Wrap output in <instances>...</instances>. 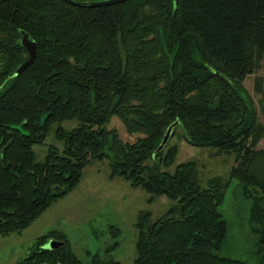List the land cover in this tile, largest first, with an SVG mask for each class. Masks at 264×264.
<instances>
[{"label":"trees","instance_id":"obj_1","mask_svg":"<svg viewBox=\"0 0 264 264\" xmlns=\"http://www.w3.org/2000/svg\"><path fill=\"white\" fill-rule=\"evenodd\" d=\"M21 32L36 53L12 77L28 58ZM263 58L264 0H129L99 8L0 0V235L25 230L79 184L91 161L108 159L110 178L172 202L158 218L138 213L133 264H248L218 255L228 233L220 206L232 180L250 203L256 264H264V181L252 168L264 157V148L256 150L264 125L243 87ZM262 80L255 79L257 92ZM259 109L264 119L262 103ZM113 117L134 142L107 129ZM71 121L75 128L55 130L61 148L49 147L37 162L33 147ZM174 123L189 146L233 156L226 179H201L196 161L166 171L178 149L168 141L157 149ZM49 241L59 247L43 249ZM109 251L82 262L53 230L18 264H119L106 258Z\"/></svg>","mask_w":264,"mask_h":264},{"label":"rangeland","instance_id":"obj_2","mask_svg":"<svg viewBox=\"0 0 264 264\" xmlns=\"http://www.w3.org/2000/svg\"><path fill=\"white\" fill-rule=\"evenodd\" d=\"M81 2L103 0H77ZM260 77L261 92L255 79ZM243 87L256 105L258 120L264 125L259 105H264V58L260 70L249 76ZM263 97V99H262ZM77 126L76 121L54 125L42 144L35 145L33 151L37 162H42L49 147L61 148L54 138L55 130L61 127L71 130ZM107 129H114L123 142H134L136 137L126 134L119 119L113 117ZM168 146L178 149L174 164L166 171L172 173L177 165L186 161H196L203 170H199L200 178L219 176L227 178L234 166L233 156L214 155L212 149H199L189 146L185 141L182 128L173 130L168 139ZM264 148V137L256 146V150ZM253 172L264 181V157L253 163ZM108 159L91 161L83 170L79 184L60 197L49 209L35 219L25 230L19 233L0 235V264H18L24 259L40 236L49 231L63 232L73 255L80 261L88 263L90 256L105 254L119 264H133L136 257L135 223L139 212H150L152 218L162 216L172 205L166 197L153 200L140 188H135L122 178H110ZM202 175V177H201ZM249 202L239 193L238 182L232 180L225 192L220 206L221 214L228 224V233L219 256L240 260L248 264H256L255 236L248 228ZM109 227L120 231L117 238H112ZM117 243L116 248L113 244ZM50 243V244H49ZM48 244V245H47ZM59 243L49 241L43 249L53 250ZM112 248V249H111Z\"/></svg>","mask_w":264,"mask_h":264},{"label":"water","instance_id":"obj_3","mask_svg":"<svg viewBox=\"0 0 264 264\" xmlns=\"http://www.w3.org/2000/svg\"><path fill=\"white\" fill-rule=\"evenodd\" d=\"M61 1L73 7L99 8V7H109V6L122 4L129 0H103V1H88V2H81L77 0H61ZM20 45L27 52L28 58L15 70L12 77H17L26 68L31 66L35 58V53H36L35 44L34 42L29 40L28 35L25 34L24 32H21ZM176 125L177 123H174L167 129L157 151H161L164 148L172 133V130L176 127Z\"/></svg>","mask_w":264,"mask_h":264},{"label":"flooded vegetation","instance_id":"obj_4","mask_svg":"<svg viewBox=\"0 0 264 264\" xmlns=\"http://www.w3.org/2000/svg\"><path fill=\"white\" fill-rule=\"evenodd\" d=\"M28 55V54H27ZM28 57V56H27ZM55 242V241H54ZM50 244V243H49ZM48 245V244H47ZM57 247V246H56Z\"/></svg>","mask_w":264,"mask_h":264},{"label":"crops","instance_id":"obj_5","mask_svg":"<svg viewBox=\"0 0 264 264\" xmlns=\"http://www.w3.org/2000/svg\"><path fill=\"white\" fill-rule=\"evenodd\" d=\"M264 120V119H263Z\"/></svg>","mask_w":264,"mask_h":264}]
</instances>
